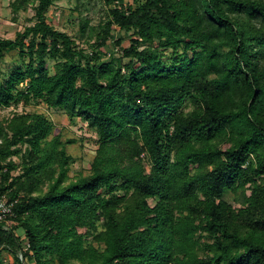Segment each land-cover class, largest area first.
<instances>
[{"label":"trees","instance_id":"16d2710c","mask_svg":"<svg viewBox=\"0 0 264 264\" xmlns=\"http://www.w3.org/2000/svg\"><path fill=\"white\" fill-rule=\"evenodd\" d=\"M53 1L10 4L34 23L0 38V62L17 54L0 108L61 110L95 155L70 180L75 141L44 113L1 120L0 195L16 203L0 250L13 264H264V0H102L89 52L51 26Z\"/></svg>","mask_w":264,"mask_h":264},{"label":"rangeland","instance_id":"374dc122","mask_svg":"<svg viewBox=\"0 0 264 264\" xmlns=\"http://www.w3.org/2000/svg\"><path fill=\"white\" fill-rule=\"evenodd\" d=\"M13 0H0V38L14 39L15 33L22 32L25 27L31 26L33 22L32 8H28L25 12L12 13L10 4ZM102 0H54L49 8L46 17L53 28L60 32H65L76 40V43L85 51H91L90 46L95 42V33L99 25H103L106 21L107 11ZM87 22L85 36L79 40L78 29L80 24ZM115 28V26H113ZM93 30L90 33L89 30ZM116 35V34H115ZM124 36V34H123ZM110 42L107 47L101 49L106 56L114 53L116 57L120 56L118 47ZM129 46L128 40L121 43L122 48ZM168 54V52H167ZM17 54H6L0 62L1 73H6L13 68V61ZM166 60V59H165ZM126 60H124L125 62ZM54 61L48 60V69L51 74L54 73ZM190 107L186 108L188 111ZM44 113L54 124V135H60L61 139L73 140L75 143L66 145V152L73 158L68 173L70 180H75L80 175L85 176L89 173L90 163L95 155L96 143L95 135L88 131L87 128L79 121L74 119L70 121L66 114L61 110L48 109L43 104L31 106H11L10 108H0V122L3 119L10 118L14 113ZM14 163H19L17 158L12 159ZM20 171H15L14 175H18ZM229 200V198H227ZM19 229L17 234H21ZM18 257L23 260L24 264H33L27 261L18 253ZM0 260L3 264H13L14 256L11 251L0 250Z\"/></svg>","mask_w":264,"mask_h":264},{"label":"built area","instance_id":"2783aa9c","mask_svg":"<svg viewBox=\"0 0 264 264\" xmlns=\"http://www.w3.org/2000/svg\"><path fill=\"white\" fill-rule=\"evenodd\" d=\"M16 201H10L5 194L0 195V224L3 230L11 229L9 217L13 215V207ZM22 256V254H21ZM21 260V258H19ZM22 264L23 263V260Z\"/></svg>","mask_w":264,"mask_h":264}]
</instances>
